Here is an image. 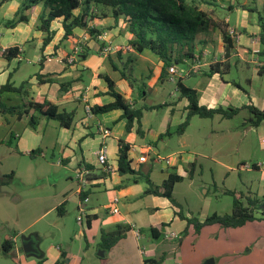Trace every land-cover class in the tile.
Listing matches in <instances>:
<instances>
[{
  "label": "crops",
  "instance_id": "crops-1",
  "mask_svg": "<svg viewBox=\"0 0 264 264\" xmlns=\"http://www.w3.org/2000/svg\"><path fill=\"white\" fill-rule=\"evenodd\" d=\"M9 2L0 6V88L7 84L14 87L24 85L26 96L23 98L19 93L3 91L0 93L1 103L7 106H19L25 100L49 103L56 106L59 112L74 113V118L69 129L60 127L57 121H45L44 119L37 121L36 127L31 128L28 125V116H22L17 119L12 115L0 114V264H36L41 259L45 260V264L55 263L60 258L62 249L59 246L43 248V234L37 230L25 234L28 228H20V221H28L36 213H40L39 218H42L54 214L56 211L58 212L56 221L59 222L60 218H63L66 214V210L61 215L57 208L61 205L64 206L68 201L75 204V209L79 214L84 213L85 219L87 217L90 218L89 227L85 224L87 233L92 230L91 222L99 221L100 219L101 223L112 227L113 231L118 225L130 228L126 232L125 237L119 240L115 246L107 252L103 251L106 259L105 264H133L134 259L139 264L137 258L139 256L142 257V249H144L139 244L143 238L142 230L144 227H148L151 238L156 242L163 238H177L181 232L184 234V229L186 228V222L179 220L175 215L179 209L174 207L166 198L144 195L146 186L142 188L143 183L133 184L130 182L132 176H120L117 173V156L120 141L129 146L128 157L134 170H150V165L147 163H151L150 161L152 160L150 156L152 147L151 144L143 142L145 134L141 121L142 113L148 112V110L143 109L139 121L136 122L134 120L130 131L126 132L127 121L123 118L122 111L114 110L101 115H93V113L87 115L85 109L86 106L90 108L94 106L100 107L112 102V98L108 95V86L104 77H108L114 82L115 90L127 100L130 107L136 108V103L132 98L134 88H131L123 81L119 72L114 70L113 67L120 68L129 55L135 58L136 63L148 51L141 54H136L133 51H111L109 54H102L101 48L103 46H110L112 49L126 47L129 46V41L132 38V35L126 31V24L121 19L114 21L111 17L96 18L89 22L90 27L102 30L100 34H107L105 42L99 41L98 38L96 41L90 40L87 33L79 28L74 29L72 36L63 40L64 32L61 21L56 20L51 24L54 36L50 43L44 46V34L36 30L39 9L29 15L27 23H19L7 28L5 24L14 18L19 7V3H17L6 9L4 13H1ZM241 6H244V8L229 10L228 7L229 11L239 10L237 11V17L240 14V19L234 28L230 26L228 19L222 21L228 25L229 29L235 30L239 35L238 43L233 45V51L228 57H225L224 44L217 29L210 30L206 34H199L196 39V52L199 50L198 46L200 45L204 47L200 50L204 56L203 60L200 58V67L195 69L194 73L188 78H201L199 83L191 88L197 92L200 105L214 110L239 109V112L230 119L223 118L221 114H215L211 119L217 117L227 121H234L238 119L240 114H243L240 123H235L236 126H233L234 130L244 133L255 130L256 134L264 136V121L252 126V115L249 111V108L264 110V55L261 54L262 47L258 37L259 27L257 23L256 26L250 24V11L245 8V4ZM239 27L242 28L243 33L237 30ZM210 33L215 35L218 42H221V49L219 58L213 56L209 60H205L206 57H209V52L205 50L210 43L208 42ZM78 47L80 50L82 48L87 51L84 60L77 58V53L80 52V50L77 51ZM10 48H17L20 52L17 57L7 60L4 55H1V50ZM199 53H196L195 57H201ZM71 57L75 61L67 63L66 59ZM154 58L156 59L148 58V60L151 66H155V77L160 81L162 80L161 65L158 62V58L156 56ZM22 60L25 61V64H21ZM217 63L223 64V67L218 72L210 75L205 74V72L208 73V68L211 65ZM190 66L181 67L189 68ZM232 67L236 70L237 75L251 73L250 79H242L240 77L228 79ZM167 79L169 80L168 74L164 77V80ZM183 81L182 84L188 87ZM241 82H246L247 90L241 86ZM143 89L144 91L147 90L145 86ZM145 94L146 92L142 93V96H145ZM186 107L187 102L185 100L182 103V115L176 122L177 128L184 121L187 113ZM152 111H154V108ZM171 113L170 115H172ZM170 122L172 123L169 119H164L162 122L163 130L156 134L158 138L162 137L164 129L168 127ZM109 123L113 127H110ZM97 124L108 128L110 136L102 138L96 132ZM124 134L127 135L125 136ZM165 134H168V130L165 131ZM102 145L106 147L107 165L110 167L109 172L103 170L96 158V152ZM47 150L57 153L58 160L54 164L55 166H65L68 169H73V178H75L76 172L84 170L85 186L80 188L79 183L76 181L77 187L74 188V192H71L72 185L68 184L61 192L55 193L51 200L47 201L44 199L41 201L45 203L42 211H40V208L37 211L31 208L24 209L23 204L25 201L23 197L11 189L13 185L11 183L18 177L13 168L15 167V157L24 156L30 161L34 160L32 164H35L38 162L35 159L44 158ZM7 155H14L15 157L11 162H8ZM141 155L146 156L147 162H138V158ZM252 167L254 168L251 170H258V166L252 165ZM9 171L10 175L8 174ZM175 174L181 177L184 175L178 169ZM167 176L168 174H165L160 181L165 180ZM70 181L72 182V178H70ZM152 182L153 184L160 183ZM179 183L181 182L175 185ZM81 193L85 195L84 200L81 199ZM92 195H104L106 200L96 207L93 205L88 206ZM253 198L260 200L262 195L258 194V197ZM114 199H117V214H112L106 209ZM120 202L122 203L121 205ZM123 202L126 204H123ZM99 212H103L100 218ZM151 214H154L158 219L152 221ZM184 217L188 218L186 215ZM132 219H134V222H132ZM177 220L179 223H176ZM168 223L172 228L175 226L178 230L169 231V235L165 233V226ZM54 225H57V223ZM161 225L164 226L160 228ZM28 226L29 224L27 223L26 227ZM151 229H156L158 234L156 232L153 234L150 231ZM101 231L98 230V233H101ZM171 234L175 236L172 237ZM85 236L86 234L82 230L74 233V237L78 240L80 237ZM129 236H132L136 245L126 243ZM24 237H28L34 243L37 242L39 250L37 257L26 255L22 249L21 242L20 246L17 243L18 238L21 241ZM6 240H10L12 248L9 253L3 254L1 246ZM99 250L101 249L99 248ZM64 252L67 259L65 264H71L72 247H68ZM89 255H91V251L86 247V250L81 252L80 257L78 255L73 256V264H84V257H89V262H91L92 259ZM161 257L163 258L161 264H164L166 262L165 252L159 258ZM143 261L141 260L140 264H144Z\"/></svg>",
  "mask_w": 264,
  "mask_h": 264
},
{
  "label": "rangeland",
  "instance_id": "rangeland-1",
  "mask_svg": "<svg viewBox=\"0 0 264 264\" xmlns=\"http://www.w3.org/2000/svg\"><path fill=\"white\" fill-rule=\"evenodd\" d=\"M263 1L216 0L212 2L211 6L201 5L200 8L209 13L214 20L222 22L228 19L230 26L234 28L240 19V14L237 17L239 10L229 11L228 7L233 6L234 9H241L238 7V3L239 5L245 4V8L250 11V24L256 26L258 14L262 12ZM17 3L19 0H12L1 13ZM237 30L243 33L242 28L239 27ZM208 38L210 43L206 46L205 51L209 52V57H206L205 60H209L213 56L219 58L221 42H218L215 35L211 33ZM198 48L196 53H199L204 47L199 45ZM79 50L78 47L77 51ZM199 54L201 57L203 56L201 52ZM148 58L156 59L151 53L145 52L142 58L136 63L134 62L133 65L136 81L133 85L132 98L136 103L135 107H154V111L148 109V112L142 113V129L145 134L143 142L151 144L150 156L151 159H154L153 163H147L150 165V170L142 169L143 174L148 175L152 181L160 182L154 183L156 186L161 184L160 180L164 178L165 174L175 173L177 169L184 174L182 182L175 185L172 197L179 205L177 209L182 210L188 218H197L199 221L212 214H230L233 210L234 200H238L241 206H245L248 198L258 197V194L263 196L264 136H259L255 130L247 133L234 130L233 126H236L235 123H240L243 114L238 116L239 120L234 121L217 117L203 119L193 116L185 133L179 136L176 133L178 126L176 122L182 115L181 108L185 100L177 91L175 82H170L168 79L160 81L156 79V68L150 65ZM22 63L25 64V61L22 60ZM237 77L250 79L251 73L237 75L236 70L232 67L228 79ZM200 79L199 77H187L183 79V83L192 88L199 83ZM241 84L247 90L246 82H241ZM142 85L147 88L143 99L138 98V90L142 88ZM165 118L172 123L170 122L164 129L162 137L158 138L156 134L163 130L162 122ZM108 125L113 127L111 123ZM166 130H168V134H165ZM137 139L140 140L138 137ZM76 154L79 155L78 152ZM14 157V155H7V161L11 162ZM157 157L169 159L170 164L156 162ZM57 160V153L51 150L45 151L44 158H36L35 161L38 162L35 164H32L34 160L30 161L24 156L15 157V167L13 168L18 177L11 183V185L13 184L11 189L23 197L24 209L31 208L37 211L40 208L42 211L45 203L41 201L51 200L55 193L61 192L68 184L72 185L71 192H74L77 184L73 178V169L55 166ZM252 165L258 166V170L243 168L244 166L252 167ZM8 174L10 175V171ZM70 178H72V182ZM140 184H142V188L146 186L144 182ZM105 200L104 195H92L88 206L96 207ZM123 204L126 203L123 202ZM63 209L66 210V214L60 218L59 222L56 221L58 217L56 211L54 214L42 218H39L40 213H36L28 221L21 220L20 228H28L25 234L36 230L40 231L44 236L42 247L45 249L59 246L62 251H66L68 247H72L71 264L74 261L73 256L80 257L86 247L91 251L89 256L92 261L89 262V257H84V264H105V256H99L103 251L99 250V246H97L100 241L98 230L112 232L113 228L101 223L100 219L91 222L92 230L87 233L85 219L82 226L76 221L80 214L75 209V204L68 201ZM102 213L99 212V218ZM259 214V211L255 212V217L259 218ZM153 216L154 214L150 215L152 221L158 219ZM27 223L28 227H26ZM55 223L57 225H54ZM176 223L179 221L177 220ZM168 224L165 226V233L168 235L169 231L178 230L175 226L172 228ZM182 225L184 228L183 223ZM81 230L86 236L80 237L78 240L74 237V233ZM142 231L143 238L139 244L144 249H142V257L137 258L139 264L141 260L158 259L164 252L166 257L164 264H207L208 261H212V264H264V220L249 222L243 227L235 229H223L218 225L208 226L204 227L199 235H195L193 229L189 228L186 235L181 232L177 238H163L157 242L151 238L148 227H144ZM20 242V238H18L19 246ZM126 243L136 245L132 236H129ZM153 245L155 246L153 247ZM133 264H137L135 259Z\"/></svg>",
  "mask_w": 264,
  "mask_h": 264
},
{
  "label": "trees",
  "instance_id": "trees-1",
  "mask_svg": "<svg viewBox=\"0 0 264 264\" xmlns=\"http://www.w3.org/2000/svg\"><path fill=\"white\" fill-rule=\"evenodd\" d=\"M12 0H0V6ZM216 0H19V7L15 13L14 19L8 21L5 26L13 27L19 23H27L29 15L39 9L37 15L36 30L44 34L43 45L50 43L54 36V31L51 30V24L56 21H61L63 29V40L72 36L74 29L84 30L90 40L96 41L100 32V28L90 27L89 22L96 18L111 17L114 21L121 19L126 24V31L132 35L129 41V46L136 54H141L145 51L150 52L158 58L161 65L162 79L166 76L169 67H178L193 65L196 55V39L199 34H206L210 30L217 29L222 37L224 44L225 57L233 51V43L228 37V25L221 21H215L211 15L201 9V5L211 6ZM238 7L244 8L239 5ZM229 6V10L233 9ZM77 12V14H75ZM257 25L259 27V42L262 47L261 54L264 55V2L262 4V12L258 14ZM17 48L6 50L4 57L11 60L19 55ZM87 54L86 49L80 50L77 53L78 59H85ZM119 55V54H118ZM135 58L132 55L126 57L125 63L119 67H113L118 71L120 77L131 88H133L136 78L134 76ZM192 63V64H191ZM187 64V65H186ZM190 66V67H191ZM223 64H213L208 68L210 75L218 72ZM187 68V67H186ZM194 71H191L193 74ZM108 86V95L112 98V102L104 106H94L91 108L93 115H101L114 110H120L123 113V118L126 119V132H129L134 120L139 121L141 111L143 109H153L154 107L142 106L140 108H132L127 100L115 90V84L108 77H104ZM183 79H177L176 88L181 97L187 102V113L184 121L176 130L178 135H182L186 130L190 119L197 116L203 119H211L215 114H221L223 118L230 119L239 112V109H208L198 102L197 92L182 84ZM144 85L138 90V98L143 99L142 93ZM3 91H13L19 93L24 98L26 96L25 86L14 87L7 84L0 88V93ZM252 115V126L258 125L264 121V110L260 111L255 108H249ZM0 114L12 115L17 119L22 116H28V125L35 128L37 121L44 119L45 121H57L60 127L69 129L74 118L72 112H59L57 107L49 103H37L31 100H25L19 106H7L0 101ZM129 146L122 141L119 142L117 156V173L120 176H132L130 182L138 184L144 182L146 189L144 195H153L166 198L174 207H179L172 197V191L176 183L182 182L183 177L171 173L161 182L159 186L152 183L148 175L142 171H136L131 167V160L128 157ZM153 159L150 161L153 163ZM254 168V167H252ZM109 172V171H108ZM81 199L85 197L81 193ZM84 200V199H83ZM57 210L63 215V205ZM259 211L260 217H255V212ZM175 215L186 222L184 235L189 228H192L195 235H199L204 227L218 225L223 229H235L246 225L253 221L264 220V195L260 200L256 198H248L245 206H241L238 200L233 201V210L230 214L217 215L212 214L207 216L202 221L197 218L184 217L181 210ZM86 226L90 225V218L87 217ZM164 225H161L162 228ZM129 227L118 225L113 232L101 231L99 248L107 252L115 244L125 237ZM153 234L158 231L151 229ZM154 236V235H153ZM155 237V236H154ZM158 238V237H155ZM12 246L10 240L3 242L1 250L3 254L10 252ZM66 253L61 252L60 258L53 264H65ZM163 258L145 259L144 264H161ZM36 264H45V260L41 259Z\"/></svg>",
  "mask_w": 264,
  "mask_h": 264
},
{
  "label": "built area",
  "instance_id": "built-area-1",
  "mask_svg": "<svg viewBox=\"0 0 264 264\" xmlns=\"http://www.w3.org/2000/svg\"><path fill=\"white\" fill-rule=\"evenodd\" d=\"M227 34H228V37L231 39L233 45L238 43L239 35H238V33L235 30L228 28ZM106 37H107V34L106 33H102V34H100L98 36V40L102 41V42H105L106 41ZM6 50L7 49H2L1 50V55H5ZM111 51H113V52H118V51L131 52L133 50H132V48L130 46L121 47V48H114V49H112L110 46H103L101 48V53L102 54H109ZM203 56H204V54H203ZM202 57H200V58H202ZM200 58H195L194 61H193L194 64L191 67H189V68H182V67H175V66L169 67L167 69V73L169 75V81L170 82H176L177 79H185V78L189 77L190 76L189 74L191 73V71H195V69H198L200 67V64H201L200 63V60H201ZM74 61L75 60H74L73 57L66 59L67 63H72ZM85 112H86L87 115H91L92 114L91 108L89 106H86ZM96 132L98 134H100V136L102 138H107V137L110 136V130L108 128L104 127L101 124H97ZM96 158H97L98 164L103 168V170H105L106 172L110 171V167L107 165L106 147H105V145H102L98 149V151L96 152ZM155 161L158 162V163H164L166 165L170 164V160L169 159H161V158L157 157V159ZM138 162L139 163L147 162L146 156L145 155H141L138 158ZM243 168H245V169H250L251 168L252 169V167H248V166H244ZM75 180L79 183V187L80 188H84L85 183H86V181L84 179V170H82L80 172H76ZM116 203H117V199H114L110 203V205L106 208L108 210V212H110L112 214H117L118 213V209L116 207ZM84 219H85V216H84V213L82 212L80 214V216L77 217V223L79 225L82 224ZM85 221H86V219H85ZM171 236L174 237L175 235L171 234Z\"/></svg>",
  "mask_w": 264,
  "mask_h": 264
},
{
  "label": "water",
  "instance_id": "water-1",
  "mask_svg": "<svg viewBox=\"0 0 264 264\" xmlns=\"http://www.w3.org/2000/svg\"><path fill=\"white\" fill-rule=\"evenodd\" d=\"M21 246H22V249L24 251V253L26 255H29V256H35L37 257L38 256V247H37V242L34 243L32 240H30L28 237H24L22 240H21ZM100 257L103 256V252H101L99 254ZM207 264H212V261H208Z\"/></svg>",
  "mask_w": 264,
  "mask_h": 264
}]
</instances>
